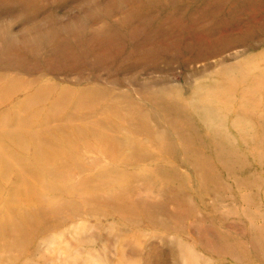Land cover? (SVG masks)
Returning <instances> with one entry per match:
<instances>
[{
    "label": "rangeland",
    "instance_id": "rangeland-1",
    "mask_svg": "<svg viewBox=\"0 0 264 264\" xmlns=\"http://www.w3.org/2000/svg\"><path fill=\"white\" fill-rule=\"evenodd\" d=\"M0 264H264V0H0Z\"/></svg>",
    "mask_w": 264,
    "mask_h": 264
}]
</instances>
